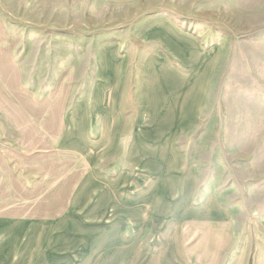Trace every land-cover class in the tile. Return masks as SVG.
<instances>
[{"label": "rangeland", "instance_id": "1", "mask_svg": "<svg viewBox=\"0 0 264 264\" xmlns=\"http://www.w3.org/2000/svg\"><path fill=\"white\" fill-rule=\"evenodd\" d=\"M160 17L198 37L206 51L218 49L198 118L174 139L183 178L192 173V208L227 212L237 238L228 254L264 264V0H0V73L8 64L16 82L27 87L51 84L54 75L58 78L72 67L80 98L99 82L101 45L120 44L127 59L125 129L118 145L92 172L85 164L86 152L78 151V185L72 191L77 199L65 209L67 219L56 235L30 236L45 238V247L50 243L46 264H121L124 256L125 264L133 262L131 247L124 252L119 248L124 238L119 232L133 220L116 213H128L132 207L138 168L129 152L142 110L146 62L159 51L152 40L141 42L140 32ZM71 162L73 167L75 160ZM69 176L63 170V183ZM120 178L118 190L108 187ZM89 180L115 200L123 196L121 208L93 202ZM69 193L63 185V200ZM143 206L147 217L150 203ZM131 237L129 230L126 238ZM154 239L152 231L142 233L143 254ZM246 242L243 251L240 245ZM41 247L30 249L37 254Z\"/></svg>", "mask_w": 264, "mask_h": 264}, {"label": "crops", "instance_id": "2", "mask_svg": "<svg viewBox=\"0 0 264 264\" xmlns=\"http://www.w3.org/2000/svg\"><path fill=\"white\" fill-rule=\"evenodd\" d=\"M140 36L143 43H156L159 51L146 62L139 100L142 110L129 152L138 177L130 212L116 213L133 221L120 230L124 238L119 239V248L124 252L131 247L130 264H249L238 253L228 254L237 238L227 212L192 208V173L183 178L174 143L198 118L218 49L206 51L198 37L165 17L151 21ZM98 58L99 82L90 95L80 98L72 67L58 78L54 75L51 84L31 87L16 82L8 64L0 73V264H46L50 243L45 247V238L30 236L56 235L67 219L65 209L77 199L72 191L78 185V151L86 152L85 164L92 172L124 134L127 59L118 43L101 45ZM63 170L70 174L64 183ZM90 181L93 202L121 208L123 196L115 200ZM122 181L108 187L118 190ZM63 185L70 189L64 200ZM147 202L150 208L144 217ZM188 222L196 225L186 227ZM129 230L132 237L127 239ZM148 230L155 239L148 254H143L139 239ZM32 245H41L42 250L33 254ZM242 245L246 250L247 242ZM119 260L128 262L126 256Z\"/></svg>", "mask_w": 264, "mask_h": 264}]
</instances>
